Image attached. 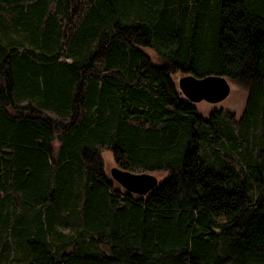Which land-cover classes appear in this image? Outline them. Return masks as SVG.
Segmentation results:
<instances>
[{"label":"trees","instance_id":"trees-1","mask_svg":"<svg viewBox=\"0 0 264 264\" xmlns=\"http://www.w3.org/2000/svg\"><path fill=\"white\" fill-rule=\"evenodd\" d=\"M176 74L241 86L240 116L203 117ZM104 151L165 177L124 190ZM0 249V264H264V0H0Z\"/></svg>","mask_w":264,"mask_h":264},{"label":"water","instance_id":"water-1","mask_svg":"<svg viewBox=\"0 0 264 264\" xmlns=\"http://www.w3.org/2000/svg\"><path fill=\"white\" fill-rule=\"evenodd\" d=\"M177 87L189 102L203 100L208 103L222 101L229 93V83L222 75L208 74L201 77L183 74L177 79ZM109 176L124 190L143 195L155 187L157 179L149 172H132L112 166L108 169Z\"/></svg>","mask_w":264,"mask_h":264},{"label":"rangeland","instance_id":"rangeland-1","mask_svg":"<svg viewBox=\"0 0 264 264\" xmlns=\"http://www.w3.org/2000/svg\"><path fill=\"white\" fill-rule=\"evenodd\" d=\"M142 49L148 55L151 62L158 63V59L152 50H150L149 48H142ZM181 75L183 74H176L174 76V79L176 82H177L178 77ZM227 81L229 83V93L222 101L217 102V103H208L203 100H200L195 103V108L200 115H202L203 117H206L209 111L221 109V110L232 113L235 119H237L240 116L243 110V107H244L246 90L242 88L241 86L231 82L228 79ZM102 157H103L104 167L106 171L108 172V169L110 167L115 166L112 162L111 154L110 152L104 151L102 152ZM149 173H151L152 175L156 177L157 183L161 182L162 179L165 177V173L160 172V171H151ZM0 252H1V249H0ZM16 256H18L16 252L11 253L7 264H15V262L17 263L16 258H15Z\"/></svg>","mask_w":264,"mask_h":264}]
</instances>
